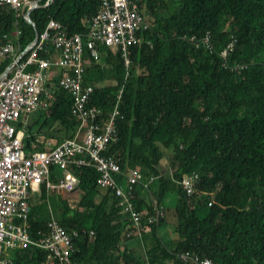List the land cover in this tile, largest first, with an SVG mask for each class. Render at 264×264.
Returning <instances> with one entry per match:
<instances>
[{
    "label": "trees",
    "instance_id": "1",
    "mask_svg": "<svg viewBox=\"0 0 264 264\" xmlns=\"http://www.w3.org/2000/svg\"><path fill=\"white\" fill-rule=\"evenodd\" d=\"M40 1L32 13L37 27L10 7L0 13L2 35L21 32L20 52L52 19L70 35L86 33L85 20L102 7V0ZM145 3L152 28L131 48L132 65L127 67L121 51L102 43L100 59L86 67L85 84H97L90 106L102 109L98 123L113 112L124 87L118 141L105 154L115 157L123 171L139 169L145 180L154 177L150 200L155 198L159 206L176 191L177 236H160L165 218L147 223L154 210L141 185L134 194L142 212L137 233L113 192L98 201L96 170L73 168L81 198L62 202L60 219L68 231L78 232L71 264H197L180 260L178 254L187 251L213 264H264V0ZM208 32L214 42L202 38ZM234 39L236 49L226 61L223 50ZM11 63L1 60L0 76ZM238 64L248 68L241 73L235 69ZM114 79V86L100 85ZM55 95L49 112L39 113L28 126L27 151H33L32 143L41 135L60 143L81 131L71 115V97L62 89ZM195 172L200 182L188 196L180 181ZM45 228L33 222V237ZM136 245L145 248L144 257L135 253ZM11 257L14 264H48V252L34 246L12 251Z\"/></svg>",
    "mask_w": 264,
    "mask_h": 264
},
{
    "label": "built area",
    "instance_id": "2",
    "mask_svg": "<svg viewBox=\"0 0 264 264\" xmlns=\"http://www.w3.org/2000/svg\"><path fill=\"white\" fill-rule=\"evenodd\" d=\"M30 3V0H0V13L3 7H10L18 15H22L25 13L26 5ZM146 10L145 0H102L101 10L92 20V33L89 39L80 35H69L64 25L54 19L46 32L39 36L37 43L28 47L30 54L24 62L18 61L22 54L17 59L15 57L17 54L15 48L21 32L16 29L10 36L0 33V58L13 59L8 75L0 81V264H14L11 251L31 246L48 252L50 261L48 264H71V255L75 247L73 238L65 227L56 221L49 222L47 233L35 240L30 234L28 223L31 212L28 202L31 189L46 184L52 189L59 187L73 192L79 184V179L71 168L86 167L96 170L97 185L113 192L118 201L122 202L124 207L121 208L129 215L132 228L139 233L142 213L138 211L136 199L132 195L136 194V188L139 187L137 183L145 180V177L139 169L123 171L115 157L105 154L111 141L118 138L116 120L117 115L121 116L120 104L123 94L121 90L124 87L119 90L113 116L109 115L98 123L101 110L86 109L94 86H84L83 73L91 62L100 59L101 52L98 49L102 43L116 52L121 51L129 68L132 64L129 57L131 48L142 43L143 33L150 26L144 19ZM202 38L214 42L211 32ZM98 41L101 43L98 44ZM50 43L60 52L57 62L49 58L50 56L41 57V53L50 52L48 47ZM236 45L237 39H234L223 50L228 52L223 55L226 61L235 51ZM215 50L213 48L210 51ZM31 65H37L38 68L32 71L29 68ZM52 66L67 67L69 72L57 83L48 84L47 74ZM236 68L242 73L248 66ZM56 86L63 87L75 98L72 113L81 124L80 129L84 131L83 141L77 138L68 139L49 151L28 154L24 151L15 123L23 115L34 112L40 106L41 96L46 88L54 89ZM52 167L63 173L56 185H51L49 181ZM120 178L124 182H121ZM145 181L147 187H150L155 178L151 177ZM195 181L200 182V175L197 172L185 175L180 183L184 184L185 189H191ZM159 209L154 216H149L147 223L158 222L164 218L163 209ZM91 235L94 233L91 232ZM183 254L180 255V260L188 263L187 258H192V255ZM194 262L201 264L198 260Z\"/></svg>",
    "mask_w": 264,
    "mask_h": 264
},
{
    "label": "crops",
    "instance_id": "3",
    "mask_svg": "<svg viewBox=\"0 0 264 264\" xmlns=\"http://www.w3.org/2000/svg\"><path fill=\"white\" fill-rule=\"evenodd\" d=\"M53 1L54 0H52L51 3ZM93 18L88 19V20H85V25L87 26L88 31L86 33H80V34H76V35H80L82 37L84 36L85 39L90 38L91 33H92L91 32V23H92ZM64 29L70 35V32L68 31V28L64 26ZM33 42H32L31 45H34ZM49 45H48V47H49L50 52L49 53H45V54H50V55H48L46 57H43V55L41 53V57L42 58H48L50 56L49 58H51L52 60H55L56 62L59 61V56H60L59 50L56 49L53 44L51 45V43H50ZM15 53H17L15 55L16 59L19 57L20 54H22L21 61L24 62L28 58V56L30 54V48L29 49L26 48V50L24 52H20L19 46L16 45ZM25 55H27V56H25ZM8 59H11V58H8ZM2 60H4V59H2ZM12 62H13V60H12ZM37 67H38L37 65H33V66L31 65V66H29L30 70H32V71H34L35 69H37ZM61 67L62 66H52L51 67V70L48 71V74H47V82H48V84L49 83H53V82L57 83L67 72H69V70H68L69 68H67V67H62L61 68ZM84 71H86V68H85ZM83 80H84V86H86V84H85V72L83 73ZM92 86H94L93 88H94V91H95V89L97 87V84H94ZM57 89H62L65 92L68 93V95L72 99V109L74 108V105H75V100L74 99L75 98H74V96H73L72 93H69L66 89H64L61 86H56L54 89L53 88H46V91L43 93V96H41V103H40V105H42V106H39L40 108L38 107L34 111L35 113L34 112H32L31 114L30 113H26L25 115H23L18 120L19 122H16L15 123L16 129H18L17 130V133H18L19 137L21 138V141L23 143V146H24V142H25V137L28 136V133H27L28 126L31 124V122L33 123L36 120V118H37V116H38L39 113H48L49 112L52 104L56 100L55 93H56V90ZM44 90H45V88H44ZM94 91H93V93H94ZM92 94L89 96V99H88L89 101H88L87 106H86V109H88V110H90V109H92V108L95 107V106H90ZM44 95H45V97H44ZM42 100H44V101H42ZM48 101H49V103H48ZM101 114H102V109H101ZM71 115L74 118L73 113H72V110H71ZM26 117H27V120H25ZM18 126H20V127H18ZM46 136L47 137L45 138V136L41 135L39 137L38 143H35V144L32 143V149H33V151H27L25 149V147H24L25 152L29 154V153H32V152H35V151H47V150L49 151V150L52 149L51 147L54 148L57 145L61 144L62 142L68 140V139H63V140L61 139L62 141H60V143H57V140L58 139L56 137L55 138H50V137H48L49 135H46ZM75 138H77L78 140L83 141L84 131L81 130L78 134L75 135ZM41 147L44 148V149L43 150H40ZM71 170L73 171V168H71ZM51 171L52 172H51V175H50V178H49L50 184L51 185H56L61 180L63 173L58 168H56V167H52L51 168ZM120 181L121 182H124L122 180V178H120ZM100 189H101V195L98 198V201L100 200V198L103 199V196L108 195V191L107 190L102 189V188H100ZM168 195L166 196V199H167ZM80 198H81V192L78 190V186L76 187V189L73 192H68L66 190H62L59 187H57L56 189H52V187H50V186H48L46 184H42L41 186H34L31 189L30 198H29L30 200L28 201L29 202V205L31 207V212H30L29 220H28V223H29V231H30L31 236L33 237L32 233H31V224H33V222L40 223L43 226L46 225L45 230H42L41 229L40 231H38V233H37V236L38 237H36V238L33 237L35 240L39 239L40 237H42V235H44V234L47 233V227H48L49 222L56 221V222H58L59 224H61L63 226V224L60 222V219H61V204H62V202L68 201V202H70V204H72L74 202H79L80 201ZM144 198H145V200L147 202L149 201L147 199V194L144 195ZM166 199H165V201H166ZM165 201H164V203H165ZM151 205H152V203H151ZM151 205H148V206H151ZM163 206H164V204H163ZM63 227H65V226H63ZM68 232L71 234L72 238L78 237V232L77 231H68ZM75 233L77 235H75ZM134 251H135V253L137 255L144 257L145 248L143 246L136 245L135 248H134ZM50 264H53V263H50Z\"/></svg>",
    "mask_w": 264,
    "mask_h": 264
},
{
    "label": "rangeland",
    "instance_id": "4",
    "mask_svg": "<svg viewBox=\"0 0 264 264\" xmlns=\"http://www.w3.org/2000/svg\"><path fill=\"white\" fill-rule=\"evenodd\" d=\"M2 59L0 58V61ZM116 84V80H106L104 82H101V86H114ZM172 174L171 169L166 170V176H170ZM146 189V188H143ZM147 199L149 200L147 205H151L153 200H150L152 198L151 191L147 189ZM177 204V193L176 191H171L164 203V208H165V222L160 228V235L163 236L165 240L171 239L170 237L173 236L175 233V227L177 226V219L175 215V208ZM147 212V211H146ZM156 212H152V216L155 215ZM177 236V234L175 235ZM172 240V239H171Z\"/></svg>",
    "mask_w": 264,
    "mask_h": 264
},
{
    "label": "bare ground",
    "instance_id": "5",
    "mask_svg": "<svg viewBox=\"0 0 264 264\" xmlns=\"http://www.w3.org/2000/svg\"><path fill=\"white\" fill-rule=\"evenodd\" d=\"M34 2L35 1H31V3L30 4H27L26 5V9H30V8H32L33 7V4H34ZM49 2V1H48ZM52 3L51 2H49V5H51ZM40 6H41V4H40ZM29 7V8H28ZM40 8V7H39ZM38 9V8H37ZM36 10V9H35ZM25 18H26V16H25ZM144 19H145V17H144ZM27 20V19H26ZM52 20H54V19H52ZM51 20V21H52ZM56 20V19H55ZM145 21H146V19H145ZM150 28H152L151 27V25L148 27V29H150ZM147 29V30H148ZM46 32V31H45ZM39 33V32H38ZM44 33V32H43ZM43 33H41V34H43ZM40 33H39V36L41 35ZM90 34V33H89ZM21 35V34H20ZM84 37V36H83ZM185 38H187V37H185ZM193 38V37H192ZM89 39V38H88ZM98 44L99 43H101V41H98L97 42ZM52 45V44H51ZM197 45V44H196ZM196 45H194V46H196ZM50 46V45H49ZM54 48V47H53ZM53 50V49H52ZM99 50V49H98ZM115 51V50H114ZM116 52V51H115ZM118 52H120V51H118ZM28 54V53H27ZM227 54V52H224V55H226ZM50 55V54H49ZM232 55V54H231ZM25 56H27V55H25ZM27 58V57H26ZM23 59V58H22ZM4 60H6V59H4ZM13 60V59H12ZM24 60V59H23ZM57 60V59H56ZM18 61L19 62H22L21 61V59H18ZM126 62V61H125ZM132 65V64H131ZM236 66H245V65H242V64H238V65H236ZM38 68V67H37ZM62 68V67H61ZM235 69L236 70H238V71H240L239 69H237L236 67H235ZM73 74L75 75V73L73 72ZM56 94V93H55ZM43 96V95H42ZM50 96V95H49ZM44 97H45V95H44ZM48 100V99H47ZM75 100V99H74ZM42 101H44V100H42ZM53 102V101H52ZM43 103V102H42ZM48 103H49V101H48ZM47 104V103H46ZM51 104V103H50ZM40 106H42V105H40ZM40 108V107H39ZM44 108V107H43ZM94 108H96V107H94ZM99 109V108H98ZM39 110V109H38ZM35 113V112H34ZM31 114V113H30ZM113 114H114V112H111L110 113V115L111 116H113ZM25 117V116H24ZM117 117H119V115H117ZM75 118V117H74ZM25 120H27V117H26V119ZM17 122H19V121H17ZM23 125V124H22ZM26 126V125H25ZM19 127V126H18ZM25 128V127H24ZM18 130V129H17ZM81 130V129H80ZM20 132V131H19ZM78 138V137H77ZM81 141V140H80ZM118 141V138H117V140H114L113 142H117ZM112 142V141H111ZM52 149H53V147H51ZM50 149V148H49ZM25 151V150H24ZM48 151V150H47ZM30 154V153H29ZM130 170V169H129ZM129 170H127V171H125V172H128ZM196 182V181H195ZM195 182L193 183V187L191 188V189H185L184 188V184H181L182 185V187H183V189L186 191V194L188 195V196H190V195H192L193 193H194V188H195ZM122 184L123 183H121V185L120 186H122ZM137 184H139V185H141L142 186V188H146V189H149L150 190V187H147V183H146V181H144V180H141L139 183H137ZM151 186V185H150ZM99 187V186H98ZM31 192V191H30ZM152 195V194H151ZM133 196V198H135V195L133 194L132 195ZM153 196V195H152ZM116 197V196H115ZM30 200V199H29ZM153 200V202H152V207H153V210H154V212H158V211H160V209L159 208H161V209H163V211H164V218H165V208H164V206H159L156 202H155V198L154 199H152ZM136 202H137V199H136ZM119 204H120V206L123 208L124 207V205L122 204V202H119ZM136 206H137V203H136ZM137 209H138V207H137ZM139 211V210H138ZM141 212V211H140ZM142 213V212H141ZM163 218V219H164ZM148 220L150 219L149 217L147 218ZM162 220V219H161ZM161 220H159L158 222H153V223H150V224H157V223H159ZM142 222V221H141ZM142 225V224H141ZM133 230H135L136 231V229H134V228H132ZM141 230V227L139 228V231ZM137 232V231H136ZM184 254H183V256H186L187 254H191L192 255V258H187V261H189V260H191V261H194V260H198L199 262H201V264H213V263H211V261L209 260V259H202L200 256H198L197 254H195V255H193L192 254V252H189V251H187V252H183ZM182 254V253H181ZM180 254V255H181ZM180 255L178 254V256H179V258H180ZM50 261H49V258H48V263H49Z\"/></svg>",
    "mask_w": 264,
    "mask_h": 264
},
{
    "label": "water",
    "instance_id": "6",
    "mask_svg": "<svg viewBox=\"0 0 264 264\" xmlns=\"http://www.w3.org/2000/svg\"><path fill=\"white\" fill-rule=\"evenodd\" d=\"M40 4H41V1L38 0V1H35L34 4H33V7L30 8V9H26L25 10V16H26V19L27 21L32 24L34 27H37L35 22L33 21V18H32V13L35 9L39 8L40 7ZM38 38H39V33L38 31L36 30V36H35V39H34V42L33 44H36L37 41H38ZM10 68H11V64L7 67V69L5 70V72L0 76V81L6 76L8 75L9 71H10Z\"/></svg>",
    "mask_w": 264,
    "mask_h": 264
}]
</instances>
